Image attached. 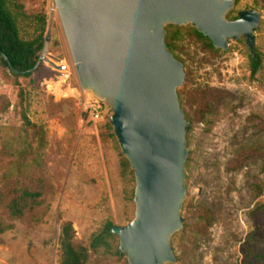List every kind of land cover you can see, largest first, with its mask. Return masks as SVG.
<instances>
[{
	"label": "rangeland",
	"instance_id": "374dc122",
	"mask_svg": "<svg viewBox=\"0 0 264 264\" xmlns=\"http://www.w3.org/2000/svg\"><path fill=\"white\" fill-rule=\"evenodd\" d=\"M11 7L20 36L27 40L36 35L44 15L49 44L46 59L29 76L14 77L0 63V190L6 193L12 185L15 190L29 185L41 190L38 203L19 217L0 205V264H58L63 223L72 224L75 245L88 247L106 221L125 225L132 219L134 178L132 172H122L120 148L104 126L111 114L108 106L81 90L76 74L63 82L46 64L71 61L51 0H15ZM245 8L261 14L254 35L263 62L254 75L243 38L229 39L226 50L204 51L184 35L179 42L183 51L174 52L185 72L177 93L210 88L217 100L202 122L178 93L189 122L186 194L182 228L171 238L177 262L167 264H264V2L235 0L228 18ZM96 105L98 118L87 108ZM21 110L30 126L23 123ZM252 141L260 144L261 156L228 170L236 151ZM197 203L212 213L204 233L190 226L184 230L194 220L187 206ZM182 233L186 240L197 239L188 263L178 247ZM109 244L107 250H89L87 264H127L114 253L115 242Z\"/></svg>",
	"mask_w": 264,
	"mask_h": 264
},
{
	"label": "water",
	"instance_id": "95a60500",
	"mask_svg": "<svg viewBox=\"0 0 264 264\" xmlns=\"http://www.w3.org/2000/svg\"><path fill=\"white\" fill-rule=\"evenodd\" d=\"M81 90L110 109L108 123L134 178L132 219L112 224L127 264L177 262L172 236L182 228L189 122L177 88L183 63L169 51L166 26L190 25L217 49L243 38L257 53L261 14L235 0H51ZM49 34L35 67L46 59ZM4 59L7 60L6 56Z\"/></svg>",
	"mask_w": 264,
	"mask_h": 264
},
{
	"label": "trees",
	"instance_id": "16d2710c",
	"mask_svg": "<svg viewBox=\"0 0 264 264\" xmlns=\"http://www.w3.org/2000/svg\"><path fill=\"white\" fill-rule=\"evenodd\" d=\"M14 1L15 0H0V63L4 68L8 69L9 73L14 77L29 76L41 66L40 64L35 67V64L44 43L45 17L44 15L40 17L41 24L36 35L30 40L23 39L20 36L17 25L16 10L11 7ZM262 1L264 2V0ZM184 35L188 36L189 40L195 45H198L201 50L218 51L217 48L213 46L211 40L197 31L194 27L170 25L166 28L165 42L167 48L173 54L176 51H183L179 42L183 39ZM174 55L179 58V55ZM4 56H6L7 60L4 59ZM262 62L263 59L259 53L250 56L251 75H254L262 68ZM178 93L183 94L185 98L190 101V104L195 107V113L199 120L205 122L206 114L211 112L217 100L216 93L210 88H183L178 91ZM21 119L27 126L32 124L27 118L24 110H21ZM104 126L109 130L111 129L108 122H106ZM111 135H113V133H111ZM261 154L262 148L260 144L252 141L236 151L233 158L229 161L227 168L230 171L238 170L247 161L253 158H259ZM120 166L123 173L128 172L131 174L132 171L130 170L129 163L124 157L121 158ZM13 186L14 185L8 188L9 191L7 190L6 193L0 190V205L5 203L9 214L14 217H19L23 214L26 207L38 203L41 190L30 185L15 190ZM187 210L190 213L189 216L194 220L191 224L186 223L184 225V230L190 226L196 230V232L204 233L212 222L211 210L201 203L188 205ZM112 224L111 221H106L101 228L91 236L89 246L85 247L74 244L72 224L70 222L63 223L58 239L61 252L58 264H87L89 250H98L100 248L107 250L110 248V240L115 242L114 253L118 254L117 240L109 229ZM181 238L178 247L181 251L183 260L188 263L191 261V254L198 245L197 239L193 238L186 240L187 237L185 235L183 236V233ZM249 254H251L250 251ZM252 255L258 257L259 253L252 250Z\"/></svg>",
	"mask_w": 264,
	"mask_h": 264
},
{
	"label": "built area",
	"instance_id": "2783aa9c",
	"mask_svg": "<svg viewBox=\"0 0 264 264\" xmlns=\"http://www.w3.org/2000/svg\"><path fill=\"white\" fill-rule=\"evenodd\" d=\"M46 64H48L50 68H52L58 73L60 79L63 82H65L66 80H69L71 76L74 77L75 75L73 64L69 60H65V59H59L57 61L51 60V63H46ZM87 108L90 109V115L94 116V118H98L99 105L98 106L96 105V107L91 106Z\"/></svg>",
	"mask_w": 264,
	"mask_h": 264
}]
</instances>
